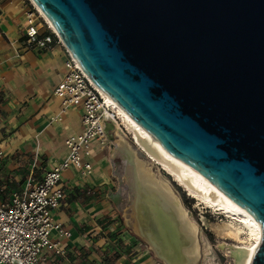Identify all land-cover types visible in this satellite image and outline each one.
Here are the masks:
<instances>
[{
    "label": "water",
    "instance_id": "obj_1",
    "mask_svg": "<svg viewBox=\"0 0 264 264\" xmlns=\"http://www.w3.org/2000/svg\"><path fill=\"white\" fill-rule=\"evenodd\" d=\"M91 80L261 225L264 0H33Z\"/></svg>",
    "mask_w": 264,
    "mask_h": 264
},
{
    "label": "crops",
    "instance_id": "obj_2",
    "mask_svg": "<svg viewBox=\"0 0 264 264\" xmlns=\"http://www.w3.org/2000/svg\"><path fill=\"white\" fill-rule=\"evenodd\" d=\"M24 10L20 0H0V187L7 191L29 176L41 179L65 157V139L82 128L81 109L61 112L60 99L53 94L66 52L58 43L46 50L26 46L21 36ZM111 148L85 156L91 174L84 176L75 168L63 173L66 194L55 219L71 236L62 240L65 256L50 264H159L137 233L130 235L134 241L128 252L119 251L107 236L110 226L103 219L118 205L99 197L111 189L94 185L106 177L104 160Z\"/></svg>",
    "mask_w": 264,
    "mask_h": 264
},
{
    "label": "built area",
    "instance_id": "obj_3",
    "mask_svg": "<svg viewBox=\"0 0 264 264\" xmlns=\"http://www.w3.org/2000/svg\"><path fill=\"white\" fill-rule=\"evenodd\" d=\"M20 1L25 7L21 36L26 46L46 50L58 43L66 52L64 73L53 94L60 99L61 112L70 107L81 109L82 128L65 139V157L41 179L29 176L19 188L9 191L0 187V264H50L65 256L62 240L71 236L55 219V211L66 194L62 175L69 168L79 170L84 176L91 174L93 167L85 156L94 149L113 146L120 120L118 111L50 29L31 0Z\"/></svg>",
    "mask_w": 264,
    "mask_h": 264
},
{
    "label": "bare ground",
    "instance_id": "obj_4",
    "mask_svg": "<svg viewBox=\"0 0 264 264\" xmlns=\"http://www.w3.org/2000/svg\"><path fill=\"white\" fill-rule=\"evenodd\" d=\"M31 2L64 45L46 14L33 0ZM98 89L118 111L120 130L116 134L121 154L127 162L125 174L133 195V230L165 264H197L200 248L196 223L189 218L168 180L161 175L157 177L126 143L122 136L126 138L127 134L150 163L169 175L197 204H203L228 219L224 228L226 236L237 242L226 245L230 257L234 264H251L261 239L260 223L223 189L176 156L109 95ZM241 234L247 236V242L241 240ZM219 246L224 248L225 244Z\"/></svg>",
    "mask_w": 264,
    "mask_h": 264
},
{
    "label": "rangeland",
    "instance_id": "obj_5",
    "mask_svg": "<svg viewBox=\"0 0 264 264\" xmlns=\"http://www.w3.org/2000/svg\"><path fill=\"white\" fill-rule=\"evenodd\" d=\"M123 139L128 143L138 158L145 162L150 170L157 176L165 177L172 190L178 195L183 207L186 209L189 218L197 225V238L199 242L200 257L197 264H234V260L230 257L228 247L226 245L236 244L234 240L226 236L225 223L228 219L225 216L218 214L203 204H197L194 199L189 197L183 189L177 185L163 170L150 163L144 154L135 146L129 134ZM116 146H112L107 151L105 156V163L107 167L106 177L97 187H107L111 189L110 194L99 196L101 200H107L105 204H117V209L112 210V215L107 214L103 219L108 229V238L114 242L116 248L121 252H128L132 248L133 239L130 235L136 234L131 226L132 210L131 201L133 195L130 192L128 181L125 174L126 160L121 154V147L118 146V137ZM110 151V152H109ZM116 154H115V153ZM114 153V154H113ZM93 187V186H92ZM213 212V213H212ZM145 247H149L148 243L140 236ZM115 240V241H114ZM241 240L247 242V236L241 234ZM225 244L224 248L219 245ZM150 248V247H149ZM144 250V249H143ZM145 251V250H144ZM150 251L155 256L159 264H165L153 250Z\"/></svg>",
    "mask_w": 264,
    "mask_h": 264
}]
</instances>
